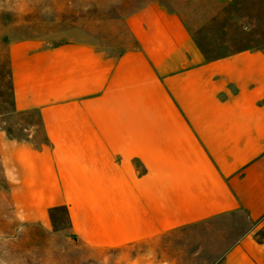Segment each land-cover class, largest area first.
Listing matches in <instances>:
<instances>
[{
	"label": "crops",
	"instance_id": "crops-1",
	"mask_svg": "<svg viewBox=\"0 0 264 264\" xmlns=\"http://www.w3.org/2000/svg\"><path fill=\"white\" fill-rule=\"evenodd\" d=\"M122 1L0 26L18 219L66 228L97 264H264V47L241 46L245 0Z\"/></svg>",
	"mask_w": 264,
	"mask_h": 264
},
{
	"label": "rangeland",
	"instance_id": "rangeland-1",
	"mask_svg": "<svg viewBox=\"0 0 264 264\" xmlns=\"http://www.w3.org/2000/svg\"><path fill=\"white\" fill-rule=\"evenodd\" d=\"M147 1V0H145ZM122 0H0V26L10 22H33L52 30L59 24L104 17L116 11ZM172 6L177 1L163 0ZM180 4V3H179ZM241 46L264 47V0H245ZM183 9V8H182ZM181 10V9H180ZM184 11V10H182ZM103 256L80 246L67 231H48L43 226L22 223L11 203L9 184L0 162V264H97Z\"/></svg>",
	"mask_w": 264,
	"mask_h": 264
}]
</instances>
